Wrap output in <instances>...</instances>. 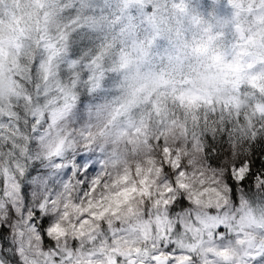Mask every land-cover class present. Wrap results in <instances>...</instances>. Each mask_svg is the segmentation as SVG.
Segmentation results:
<instances>
[{"label": "clouds", "instance_id": "1", "mask_svg": "<svg viewBox=\"0 0 264 264\" xmlns=\"http://www.w3.org/2000/svg\"><path fill=\"white\" fill-rule=\"evenodd\" d=\"M11 7L6 2L0 11ZM243 25L264 31V0H184L183 10L174 0H42L26 19L0 22V226L10 228L18 264H149L166 230L190 251L189 264L264 258V227L248 223L249 214L259 221L264 204L233 200L227 170L221 174L207 152L209 137L225 135L224 121L242 115L243 126L237 121L230 130L240 127L243 136L264 129L257 111L264 91L240 90L254 77L264 86V52L242 60L227 39ZM220 105L221 119L201 123ZM153 137L164 138L159 155L148 143ZM85 154H95L103 169L87 197L68 173ZM125 175L129 181L118 185ZM133 186L102 220L89 217L81 234L78 215L61 219L69 201L87 209ZM25 188L30 210L65 229L49 237L55 250L21 219ZM181 199L185 209L174 212Z\"/></svg>", "mask_w": 264, "mask_h": 264}, {"label": "snow or ice", "instance_id": "2", "mask_svg": "<svg viewBox=\"0 0 264 264\" xmlns=\"http://www.w3.org/2000/svg\"><path fill=\"white\" fill-rule=\"evenodd\" d=\"M7 0H0V6H3ZM178 10H183L184 0H174ZM253 87L256 86V78L251 80ZM260 90L264 91V86L260 85ZM257 111L264 113V106H257ZM207 116H205V121ZM249 141L250 154L240 156L234 145L236 137L233 135V131L229 130L227 134L223 135L219 139L209 137V147L207 152L210 163L220 170L221 174L227 170L224 175L225 191L230 192L233 200H235L241 207L252 205L257 207L259 204H264V129L259 132L253 129L252 132L247 135ZM167 151V149H165ZM102 171L100 160L96 158L95 154L81 155L75 162L68 168V173L77 177V182L82 184L85 191L81 192V196L87 197L88 193L95 191L97 185L101 183L100 171ZM33 169V173H35ZM138 170L137 175H140ZM170 172V169H168ZM127 175L119 178L117 184H126L129 181ZM148 177L145 176L141 179V184H146ZM175 184V181H173ZM106 186V185H105ZM184 185H181L183 187ZM136 191V187L124 188L114 193H108L102 196L99 201H92L88 204V208L85 209L82 205H79V201L72 203L69 201L64 205L63 216L61 219L70 220L72 215L79 216V225L81 232L75 234H81L85 225L91 221L89 217L94 220H102L103 216L119 204L125 202L132 192ZM25 208L23 210V216L21 219H26L28 228L31 231H39L44 237L46 245L51 250H55L57 246L52 242L49 237H62L65 235V229L60 222H57L56 217L45 215L42 216L41 211L35 209L30 210V198L28 196V190L25 188ZM211 202V201H210ZM255 202V203H253ZM170 203V201H169ZM186 207V201L183 199L177 200L173 208L174 212L183 210ZM258 210L261 213L259 221L253 214L248 215L249 225H256L257 227H264V207H259ZM15 213H13V219H15ZM82 222V223H81ZM12 224V220L7 222ZM179 231V226H178ZM10 234V228L0 226V262L2 264H18L19 250L10 242L8 237ZM247 235V233H244ZM217 238L221 241H226L228 238L227 228H221L220 233H217ZM115 239V236L112 237ZM139 251V250H137ZM227 258V253H217ZM64 256H70L71 253L65 251ZM191 253L185 247L181 240H172L167 237V230L165 237L159 243V246L155 245L150 250L149 264H189ZM124 264H136L134 259L126 260ZM255 264H264V258L261 261H256Z\"/></svg>", "mask_w": 264, "mask_h": 264}, {"label": "rangeland", "instance_id": "3", "mask_svg": "<svg viewBox=\"0 0 264 264\" xmlns=\"http://www.w3.org/2000/svg\"><path fill=\"white\" fill-rule=\"evenodd\" d=\"M8 3L12 5L11 9L8 13L0 11V22H3L8 16H10L13 20L21 21L26 19L30 13L32 12L33 8L40 5L42 0H7ZM242 28V37L228 35L227 39L230 42L229 47H235L236 52L239 54V57L242 60H247L249 57L255 55L258 58L260 57L261 52H264V31H261L258 27L254 25H243ZM255 65L249 64L248 67L251 69ZM259 77H256V86L254 87L257 91L260 89V84L258 83ZM249 88H253V84L251 80L248 82L247 85ZM241 88H244L241 86ZM152 140V139H151ZM149 142V141H148ZM163 147H157L159 152L164 150ZM177 147L180 146L179 142H177ZM156 148V149H157ZM154 148V150H156ZM169 160L175 156V152L169 150L166 153ZM211 195V194H210ZM77 226L79 225V221L76 222ZM111 243V241H109Z\"/></svg>", "mask_w": 264, "mask_h": 264}, {"label": "trees", "instance_id": "4", "mask_svg": "<svg viewBox=\"0 0 264 264\" xmlns=\"http://www.w3.org/2000/svg\"><path fill=\"white\" fill-rule=\"evenodd\" d=\"M242 87H247V85H243ZM241 92L244 91V88L240 89ZM225 111V106L224 105H220L219 109L215 112V113H210L207 116V120L208 119H221V112ZM181 119H183V114H180ZM200 121L201 123H203L205 121V116H201L200 117ZM239 122L240 127L243 126L244 124V117L242 115H239L236 117L235 121H224L225 123V129H224V134H227V132L231 129V124L235 123V122ZM164 127V123L163 121L160 123L159 128L160 130H162ZM240 127H237L236 129L232 130L233 131V135L234 137H236V139L234 140V145H235V149L237 151V153L242 157L244 155L250 154V148H249V141H248V137L247 136H243L240 132ZM157 134H159V132H157ZM219 139V138H217ZM149 144H153L154 148L156 149L157 147L160 146H164L165 145V141L164 138L161 137L159 140H156L155 137L152 138V140L150 139ZM247 150V151H246ZM158 155V154H157Z\"/></svg>", "mask_w": 264, "mask_h": 264}, {"label": "water", "instance_id": "5", "mask_svg": "<svg viewBox=\"0 0 264 264\" xmlns=\"http://www.w3.org/2000/svg\"><path fill=\"white\" fill-rule=\"evenodd\" d=\"M242 34H243V32H242V28H240V30H239V35H240V37H242Z\"/></svg>", "mask_w": 264, "mask_h": 264}]
</instances>
